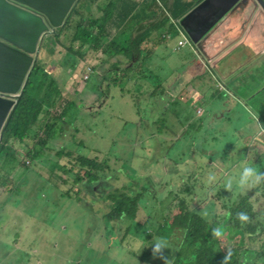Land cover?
<instances>
[{
  "label": "rangeland",
  "instance_id": "1",
  "mask_svg": "<svg viewBox=\"0 0 264 264\" xmlns=\"http://www.w3.org/2000/svg\"><path fill=\"white\" fill-rule=\"evenodd\" d=\"M101 1V0H100ZM109 0H103L99 7L104 9L108 5ZM134 1V0H133ZM138 1V0H135ZM150 0L142 5V10L147 7ZM141 14L140 10H137ZM150 24H156V20L147 18ZM182 20V19H181ZM181 20H178L179 23ZM133 22L129 26V30L123 37L124 40L132 39L131 33L136 35ZM170 24H174V34L164 41L162 48H157L154 43L152 47H147L145 43L141 48L146 50L141 61L136 60L133 54L129 58L116 57L125 66H130L134 81L129 83L126 78L119 75V85L114 86L108 91V100L106 104H101V99H105V93H98L100 82L106 75L116 59L106 60L108 54L102 52H87L85 58L76 56L79 66L78 69L72 71L69 65L62 64L65 56L66 47L69 46V40L65 36H61V40L57 43H47L45 40L41 46L37 66H42L45 72H48L55 80L60 92L55 103L52 106L45 107L49 111L48 116L42 117L38 124L37 131L43 135V125L50 117L55 114L64 119L67 123V131L59 138L51 140L49 147L43 150V153L37 159L30 157L29 152L33 151L36 140H27L22 142L14 139L12 144L15 150V157L6 155L0 158V181L3 183L2 193L0 195V225L3 228L0 232L3 234L5 245L0 250V264H14L19 259V264H25L28 259L29 252H38V255L49 264H103L105 257L98 248L94 251L90 250L92 243L89 241L91 230L94 226L90 219V202H75L67 196H63L71 191L73 198L80 200L101 199L105 194L103 188L98 184L93 185L94 191L90 192L85 182L73 185L75 175H68L66 171L70 169L79 156L100 158L105 160L104 153H107L111 159V164H115L113 168L122 169V172L128 173L129 178L142 181L141 174L155 184L156 181L150 180V177L157 174L156 171L145 173L142 168L150 169L154 160L159 159L158 154L154 153L150 139L153 138V146L156 147L159 137L166 136V146L169 154L163 161L159 160L165 166L170 160L179 156L193 159H203L210 155L214 149V155H210L212 159L228 154V148L231 142H238L245 134L251 130L264 129L263 123H258L251 116L226 115L222 116L228 109L225 108L227 98L222 90L207 96L203 95V99L196 95L195 84L197 80L192 81L187 91L193 99H185L182 97V91L185 88L184 78L177 80L178 77H184L189 70L195 66L199 60V53L196 47L189 43L178 49V42L184 40L183 34L179 31L175 21L170 19L164 20L162 26L152 28L154 36H165L164 32ZM150 27V26H149ZM150 29V28H148ZM70 35L74 33V29L68 32ZM52 32L49 33V35ZM120 30H112V37H118ZM73 43H79L74 40ZM106 43V42H104ZM104 48L107 49L106 46ZM156 49L157 52H154ZM152 51L148 56V51ZM86 51V48H85ZM154 52V53H153ZM64 60V59H63ZM138 60V58H137ZM35 65V66H36ZM220 65H223L220 62ZM34 66V67H35ZM96 70V78L87 80L88 71L94 67ZM204 68V67H203ZM260 77H264V73L258 71L256 73ZM150 76L151 81L144 79V76ZM211 82L217 86L216 78L210 70L208 73ZM107 76V75H106ZM113 76V74H112ZM97 84H96V82ZM111 83V81H109ZM106 88V81L103 82ZM38 88V87H36ZM206 90L208 86L197 87ZM155 90L158 93L152 94L150 99H146L140 94L143 90ZM48 90V89H47ZM48 91L54 95L53 88ZM36 97L42 99L44 92L36 91ZM52 99V96H51ZM147 100L151 102V106L147 104ZM240 107V106H239ZM200 108L207 111L205 120L210 126L211 132H219L218 140L215 143L206 142V132L199 123ZM201 109V111H202ZM238 108L233 110L236 113ZM219 114V118L216 116ZM159 118L167 120L166 132L159 137L150 132L153 126L150 122H156ZM167 134V135H166ZM248 136L243 142L249 144L251 148L264 152V137ZM140 139L142 146H138L134 140ZM211 140H213L211 136ZM2 141H0V146ZM245 148L241 147L239 151ZM70 153L71 157L60 158V153ZM235 156V154H232ZM243 153L240 159L244 158ZM121 158V159H120ZM258 161V160H257ZM256 162V160H252ZM141 167H138V166ZM77 166V165H76ZM128 166V168H127ZM133 167V168H132ZM227 166L219 164L214 168H207V164L200 160L188 164L181 172V177L185 181H190L192 175L198 177L196 191L202 189L209 192L208 200L214 199L216 202L215 211L218 214L224 213V200L217 198L216 190L212 186L216 184H205L206 175L209 170L216 171L219 181H223V175L228 174ZM79 170V166H77ZM82 170V168H80ZM173 166L169 171H173ZM118 187H114V192L119 194L138 190L142 185H133L130 179L118 178ZM163 183H168V188L180 186L181 179L177 173L164 172L162 174ZM88 178H86V184ZM146 183V182H145ZM60 186L57 188L56 185ZM144 184V183H143ZM130 187H125V186ZM162 186V184L160 185ZM109 188V187H108ZM124 188L122 191L118 189ZM18 190L19 193H18ZM173 194H179L172 190ZM158 196H165L167 190H156ZM206 195L205 192H203ZM196 194V193H195ZM194 194V195H195ZM200 198V199H199ZM198 204L204 208L206 201L198 196ZM113 199H109L110 204ZM149 204H147L148 206ZM105 202L102 200L99 204L94 205L98 210L93 217L94 222L98 225L101 223L102 214L108 212ZM175 213L170 215L169 220H173ZM138 217L146 219L148 217L147 210L141 208ZM183 220L175 221L173 226L163 229V238L169 231H176L177 227L181 228ZM117 231L112 236L109 243L102 241V249L107 250L113 248L112 242L115 239L121 240L120 248L127 250L130 254L129 259L113 256L120 264H135L136 259L143 250L141 242L133 239L127 232L125 224H112ZM103 226L101 227L102 231ZM10 234V238H9ZM180 240L181 231L178 230ZM224 248L237 246V240L233 243L226 241L224 237L220 238ZM18 242L25 244L17 245ZM245 244L248 242L245 240ZM164 255L169 259L175 260V252L170 249L164 250ZM186 255V262L183 264H191L194 260ZM219 257L209 254V257ZM152 258L153 257L151 253ZM159 264H164L160 259ZM239 264H243L240 260ZM252 264V263H249Z\"/></svg>",
  "mask_w": 264,
  "mask_h": 264
},
{
  "label": "trees",
  "instance_id": "2",
  "mask_svg": "<svg viewBox=\"0 0 264 264\" xmlns=\"http://www.w3.org/2000/svg\"><path fill=\"white\" fill-rule=\"evenodd\" d=\"M146 2L147 0H109L108 5L105 9H103V7H99L100 0H79L73 7L69 17L66 19L65 25L57 29L54 34L46 35L45 40H47L48 44L53 41H55L54 43H57L63 36L69 40L70 44L68 47H66L62 64L69 65V68L72 71L77 70L79 66L76 56L85 58L87 56V52L89 53L90 51L108 54L109 57L105 58L106 60L116 59V57L129 58L131 54H133V57L136 59L134 61H141L146 50V46L144 49L141 48L143 43L146 45L148 43L147 47H152V43H154V46L156 45V49L162 48L163 44L165 43L164 40L169 36H172L175 30L174 24H170L167 28V31L164 32L165 36L159 37L154 36L152 28L158 27V25L162 26L164 20L169 19V17L175 22L180 20L187 13L192 11L194 9L193 7L197 5L196 1L191 3L187 0H150V3H148L147 7L145 8V11H147L148 8L149 11L144 14L140 8ZM137 10H140L141 14H139ZM148 17H150L152 20H156L155 22L158 25L154 26L150 24L147 20ZM133 22L136 23L133 28L138 33L136 35L131 33V42L126 41L123 39V37L128 32L129 26L133 24ZM175 24H177L179 31L182 32L180 24ZM115 28L120 30V34L115 39L114 37L110 39L112 30ZM71 29H74V33L72 35L68 33ZM72 36H75L74 40H79V43H73L71 41ZM104 46H106L107 49L104 48ZM182 47L184 46H179L178 44V49ZM152 51L153 50L148 51V56H151ZM155 52L157 51L155 50ZM92 69H96L95 66L92 67ZM120 69L127 72L131 70L130 66H125L121 61L116 60L110 69L106 70L107 76L105 75L103 77L98 87L99 89L95 90H97L99 94H102L104 92L111 91L114 86L117 87L121 81L117 75V70ZM123 77H125V75H123ZM144 79L147 81L152 80L151 77L147 75L144 76ZM104 81H106V88H104L103 85ZM109 81H111V83H109ZM130 81L131 80H128V82ZM49 88H53L54 95L51 93L52 91H48ZM36 91L44 92V97L42 99L37 98L35 94ZM154 93H156V91L152 89L143 90V92L140 91V94L146 97V99H150V96ZM59 94L60 92L58 91L55 80L48 72H45L42 66L38 67L36 65L33 68L29 83L25 89V95L19 103L9 122V125L4 132L2 144L0 146V158L6 155L16 159V153L12 144L13 140L19 139L22 142H26L29 139L32 141L36 140V143H34V149L33 151L29 152V155L31 158L37 159L43 153V150L49 147V142L51 140L61 137L67 131V122L55 114H53L50 119L44 123L43 135L37 131V126L41 122V118L48 116L49 111L46 110L45 107H53V104L55 103ZM156 96H158V93H156ZM106 103L107 102H105V104ZM147 104L149 106L152 105L148 100ZM166 124L167 120L165 118H159L156 122H150L149 125L153 126V130H150V132L155 134V137H159L166 132ZM152 139L153 138L150 139L151 146L154 148V153L158 154L159 159L154 160L155 162L150 169H147V167L142 168L140 165L138 167H141L145 173L156 171L157 174L150 177V180L156 181L155 185H161L163 183V181H161L163 180L162 174L164 172H169L170 167H172L170 162H168L165 166H163V163L159 162V160H165L169 154L168 147L166 146L167 138L166 136L159 137L156 147L153 146ZM134 142L138 144V146L143 147L140 139H136ZM103 155L105 157L104 161H102L100 158H97L98 156H79L76 159V163L70 167L66 173L68 175L77 174L76 182H83L84 178L83 176H80V174L83 173L82 170H80V168H82L83 170H86V177L90 179V184L98 182L100 181L99 172L110 168V165H107V163L111 159L108 158L107 153H104ZM59 157L70 158L71 155L70 153L62 152L59 154ZM76 165L80 167L79 170ZM234 165L235 163L233 166ZM237 171H235V173ZM119 177H121L122 180L125 178L130 179L133 185H143V183L149 182L144 174H141L142 181H138L136 179L129 178L128 173L119 171L110 177H106L107 186H109V188L107 186L103 188L104 191L107 190L105 192L106 195H112L115 193L114 189L117 188L114 187H118L117 185L119 183ZM224 186L225 185L223 184H217L213 185L212 189L218 190L224 188ZM56 187L60 188L59 184L56 185ZM125 187L130 186L126 185ZM232 188L233 196L228 202L230 227L227 229L229 233V237L227 239L230 241V243H233L234 240L240 241L238 242L237 246L233 245L231 247L233 255L228 264H239L240 257L242 258L243 264H249V261H253V264H264V187L255 186L244 191L237 190L235 185H233ZM123 189L124 188H121L117 191H122ZM173 189L175 190L176 187ZM63 196H67L75 202H79L76 198H73L71 191L63 194ZM89 205L91 210L90 219L92 220L98 210L94 207V205ZM240 212H245L248 215L249 221L247 223L242 224L238 220L237 214ZM103 218H115V216L105 213L103 214ZM153 226L155 228V232H158V230L161 228L155 223H153ZM245 240L248 242V244H245ZM198 242L199 238L187 240L186 244L181 249L180 254H175L176 258L175 260L171 261V264H175L176 262L179 264L180 260L183 258L182 255L189 252L191 249L197 248ZM31 253L33 252H26L27 255ZM146 254L147 251L144 252L142 258H145ZM223 256V253H221V255L214 262L212 261V258L209 260H203L202 258H199L198 261L193 262V264H219L221 263L220 259ZM34 257L37 260V264H49L41 259L38 254L34 255ZM192 257H195V255L193 254Z\"/></svg>",
  "mask_w": 264,
  "mask_h": 264
},
{
  "label": "clouds",
  "instance_id": "3",
  "mask_svg": "<svg viewBox=\"0 0 264 264\" xmlns=\"http://www.w3.org/2000/svg\"><path fill=\"white\" fill-rule=\"evenodd\" d=\"M200 1H198L197 5L200 3ZM175 23H179V21L177 20ZM181 30L184 40L178 42L179 46H185L189 43H192L191 37L189 36V34H187V32H185L182 26ZM55 32H52V34H54ZM195 47L198 51V45H195ZM205 51L203 53H205ZM205 62L210 64L208 59H205ZM209 72L210 68L202 65V67L200 68V77H209ZM130 73L131 71L127 72L122 71L121 69L117 70L118 76L121 75V77H123V75H125V77L123 78H126L127 81L131 80L129 83L134 81V78ZM93 75L94 78H96V69L90 68L88 71L87 80H91ZM194 87L196 89V95L199 97L203 96V93L207 96H210L211 94L220 91V85L218 84L217 86H212L210 90L209 87L206 90L198 89L197 84H195ZM104 93L106 94V97L103 100L101 99V104L103 105L105 104V102H107L109 98L107 97V95H109L108 91ZM182 97L186 100L190 98L193 99V96H189L188 91H186V93H182ZM201 109L202 108H200L198 113L201 118L199 123L201 127L205 129L206 132L204 140L208 143L213 144L218 140L219 132H211L210 126L205 120L207 112L205 115H202L203 109L202 111ZM224 114L226 115L225 112ZM245 116H251L252 118L258 121V118L252 115L251 113ZM219 117L220 116L218 114L216 118ZM211 136L214 141L211 140ZM248 136H257L255 138H259L260 136L264 137V129L260 128L259 130H251L250 133L245 134V136L241 138L238 142H231L228 146V148L230 149L229 153L217 157V160L212 159L210 156L214 155V149L212 150L210 155L205 156L203 159L198 158L190 160L187 157L179 156L175 159L170 160V164H172L174 170L169 172L177 173L178 175H180L181 179L180 186L176 187L175 190L169 189L167 187V183H162V186H160L152 184L150 181L144 183L138 190H131L129 192H122L119 194L114 193L112 195L103 194L100 200L77 199V201L79 202L89 201L91 205L99 204L100 201L103 200L105 204L108 205V212L106 213L115 216V218L104 219L103 214L105 213H103L101 223L98 225L94 222L93 219L91 220L94 226L91 230L89 237V241L92 243V245L90 246V250L94 251L95 248H98L101 251V253L105 257L103 264H120L116 259H112L114 255L117 257H123L126 260L129 259L130 254L127 250L120 248L122 246V243L119 239L113 240V248L107 250L102 249V241L106 240V243H109L110 238L117 234L116 229L112 225L113 223H117L119 225L125 224L127 226V232L130 234V236L136 241L141 242L143 245V250L136 259L135 264H159V259L152 258L151 253L153 257H158L163 260L164 264H171V259L164 255V250L170 249V251L175 252L176 255H179L181 249L186 244V241L193 240L195 238H199L198 247L191 249L189 252L183 254V258L180 260L179 264H183V262H186L185 258L187 254H190L189 258L194 259L191 264H193V262H197L199 258H202L203 260H209L212 258V261L214 262L218 257H209L210 253H213V255L215 256H218V254L220 256L221 253H223L224 256L220 259L221 263L219 264H228V262L231 260L233 252L230 247L226 249L222 246L220 238L224 237L226 241H229L227 239L229 237L227 229L228 227H230V214L228 202L233 196L232 186L235 185L237 190L239 191L251 189L255 186L264 187V152H260L259 150L251 148L249 144L243 142V139L247 138ZM2 139L0 141H2ZM241 147L245 149L243 151H239ZM242 153L243 155H245V157L240 159ZM232 154H235V156H232ZM196 160H200L203 163H206L207 168L210 169L217 167L219 164L227 166L226 170L228 174L223 175V181L218 180L219 176L217 172L213 170H209L207 172L205 180V184H214L216 182L215 185H225L224 188L216 190L217 198L224 200L225 210L223 214L216 213V201L214 199L208 200L210 196L208 191H205L203 189L201 191H196V179L198 177L192 175V179H190V181H185L181 177L182 170L188 164H191ZM252 160H256V162L254 163L252 162ZM110 162L111 160H109V162L107 163V165H110V168L104 169L103 171L99 172L100 181L90 184V179L86 177V170L82 169L83 173L80 174V176H83L84 181L77 183L75 179L73 185L76 186L85 182V185L90 192L94 191V184H98L101 188L106 187V177H110L111 175L122 171L121 168L120 170H116L115 168H113L115 164L112 165ZM234 163L235 165L233 166ZM235 171L237 172L235 173ZM76 176L77 174H75V177ZM86 178H88L87 184ZM158 189L167 190L168 195L158 196L156 193V190ZM172 190H174L175 192L179 191V194H173ZM203 192H205L206 195H204ZM198 196L203 198L204 202L206 201L204 208H201V205L198 204V200L200 199H198ZM109 199H113V201L110 204H107L109 202ZM147 204L149 205L147 206ZM141 208L147 210L148 217L146 219H141L138 217V213ZM173 213H175L173 220H169L170 215H172ZM237 218L242 224L247 223L249 221V217L245 212L238 213ZM180 219L184 221L181 225V228L177 227L176 231H169L166 234V237L163 238V229L168 228L169 226H173L175 221H178ZM153 223L161 227L158 232H155ZM102 226L103 228L101 231ZM178 230L181 231L180 240L177 237ZM19 243L22 244L21 242ZM145 251H147L146 257L142 258ZM36 254H38V252H33L29 254L25 264H37V260L34 257V255ZM193 254L195 255V257H192ZM240 260H242L241 257ZM249 263L253 264V261H249ZM175 264L178 263L176 262Z\"/></svg>",
  "mask_w": 264,
  "mask_h": 264
},
{
  "label": "water",
  "instance_id": "4",
  "mask_svg": "<svg viewBox=\"0 0 264 264\" xmlns=\"http://www.w3.org/2000/svg\"><path fill=\"white\" fill-rule=\"evenodd\" d=\"M78 1L0 0V140L25 95L46 35L65 25ZM250 1L202 0L180 24L203 54L212 32ZM254 1L264 8V0Z\"/></svg>",
  "mask_w": 264,
  "mask_h": 264
},
{
  "label": "crops",
  "instance_id": "5",
  "mask_svg": "<svg viewBox=\"0 0 264 264\" xmlns=\"http://www.w3.org/2000/svg\"><path fill=\"white\" fill-rule=\"evenodd\" d=\"M102 1L100 3H103ZM187 1L197 3L198 0ZM232 12L224 25L217 27L210 35L205 53L198 52L199 60L191 71L189 70L186 76L179 77L184 78L186 84L182 93H186L192 81L198 77L196 84L199 87L208 86L210 90L214 86L210 77H200V68L202 65L206 66L212 70L220 90L227 98L226 115L245 116L251 113L258 118V123L264 124V77L256 74L258 71L264 73V8L251 0L247 6L241 5ZM205 59H208L210 64L206 63ZM220 62L223 65H220ZM203 98L201 96L199 99ZM235 108L238 109L233 113ZM206 112L203 109L202 115ZM3 187L0 181V195ZM2 229L0 225V231ZM3 245L5 240L0 232V249ZM19 261L15 260L14 264H19Z\"/></svg>",
  "mask_w": 264,
  "mask_h": 264
}]
</instances>
